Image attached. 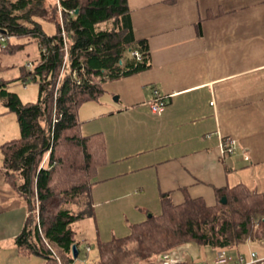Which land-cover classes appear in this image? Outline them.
Returning a JSON list of instances; mask_svg holds the SVG:
<instances>
[{
	"label": "crops",
	"instance_id": "crops-1",
	"mask_svg": "<svg viewBox=\"0 0 264 264\" xmlns=\"http://www.w3.org/2000/svg\"><path fill=\"white\" fill-rule=\"evenodd\" d=\"M126 2L150 68L104 83L99 101L79 111L82 136L101 134L106 146L92 189L101 242L127 237L147 212L159 215L163 194L175 205L189 197L214 206L217 190L241 185L264 193V0ZM155 97L166 101L159 116L150 109ZM10 117L14 130L16 118L0 109V119ZM6 135L3 129L0 146ZM221 139L237 143L226 159ZM27 214L0 172V264H43L14 247Z\"/></svg>",
	"mask_w": 264,
	"mask_h": 264
},
{
	"label": "trees",
	"instance_id": "trees-1",
	"mask_svg": "<svg viewBox=\"0 0 264 264\" xmlns=\"http://www.w3.org/2000/svg\"><path fill=\"white\" fill-rule=\"evenodd\" d=\"M58 5L60 11L45 0H0V54L30 44L38 50L31 70L22 66L16 79H0V105L15 115L19 128L18 139L0 146V172L28 213L13 241L17 253L43 264H75L81 254L75 226L95 219L92 189L106 163L103 136H82L79 110L99 101L104 83L143 72L150 60L145 40L133 35L126 0H59ZM45 23L53 24L54 33L44 32ZM64 42L70 72L64 71L56 91ZM17 81L37 85L36 102L22 104L9 91ZM216 197L214 206L189 197L175 205L169 194L161 195L159 215L147 212L127 237L97 239V257L88 264H155L157 256L179 246L227 253L264 240V193L239 185L217 190Z\"/></svg>",
	"mask_w": 264,
	"mask_h": 264
},
{
	"label": "rangeland",
	"instance_id": "rangeland-1",
	"mask_svg": "<svg viewBox=\"0 0 264 264\" xmlns=\"http://www.w3.org/2000/svg\"><path fill=\"white\" fill-rule=\"evenodd\" d=\"M44 32L48 34H52L55 30L53 24L45 23L43 24ZM15 41V40H14ZM24 41H19V43ZM4 47V43L0 42V49ZM38 57V50L34 44H30L25 46L24 49L15 52L14 54H0V79L2 80H13L19 77L20 68L25 66L29 62H33ZM9 91L15 93L20 102L22 104L34 103L37 100L38 87L32 83H26L25 86L22 82H12L10 84ZM0 109H5L2 105H0ZM81 109V108H80ZM80 111V110H79ZM12 118H16L14 114L11 113ZM79 117V113H78ZM13 119H0V141H2L3 129H6V141L16 140L19 138V129L16 125V119H14V130H13ZM17 132H16V131ZM5 139V138H3ZM5 141V140H4ZM1 143V142H0ZM78 232V240L80 241V250L81 254L79 259L75 264H88L94 261L97 257L96 250V239L94 234V226L93 222L90 219L83 220L76 224L75 226ZM89 245L91 251L89 253H85V246ZM181 247V257L187 258L188 261L182 262L186 264H211L217 257V250L208 248V247H196L192 245H184ZM176 247V248H179ZM174 248L172 251H174ZM171 251V252H172ZM170 252V253H171ZM230 257L238 258L243 257L246 259H250L254 255L257 258L264 257V246L261 245L258 241H249L244 245L239 246L236 249H232L227 252ZM161 256V255H159ZM157 256V258L159 257ZM86 257V258H85ZM32 260H35L36 257H31ZM155 260V264H159ZM36 264V263H33ZM180 264V263H178ZM236 264V263H235Z\"/></svg>",
	"mask_w": 264,
	"mask_h": 264
},
{
	"label": "built area",
	"instance_id": "built-area-1",
	"mask_svg": "<svg viewBox=\"0 0 264 264\" xmlns=\"http://www.w3.org/2000/svg\"><path fill=\"white\" fill-rule=\"evenodd\" d=\"M57 7H58V11H60V7L57 3ZM72 13V12H71ZM64 32L62 31V37H64ZM0 42H4L3 38L0 37ZM63 50H64V61H63V65H62V69L60 71L59 77L57 79L56 82V86H55V90L57 91V88L59 87L60 84V80H61V76L63 75L64 71L67 70V72H70V68H69V61H68V55H67V46L64 42V46H63ZM135 57L138 59L139 55L137 53L134 54ZM26 68L31 70L32 69V64L31 62H29L26 65ZM74 75V74H73ZM25 86V84H24ZM56 95V93H55ZM166 107V101L164 100V98L162 97H155L153 103L150 105V109L151 112L155 115H161L164 111ZM56 122L55 118H53L52 123L54 124ZM236 148H237V143L235 142V140L232 139H221L218 145V152L219 155L222 159H226L230 156H232L235 152H236ZM244 159L246 161L249 160V157L245 156ZM37 213V211H36ZM261 243L262 246H264V240L258 241ZM181 247L176 248L174 251H172L169 254H165V255H161L157 258V261L159 264H178V263H182L183 259L181 257ZM88 251V249H87ZM230 262V258L227 255L226 251L224 250H220L217 253V257L214 260L213 264H229ZM259 262L260 264H264V258H257L255 255L252 257V259H250L249 261H245L244 259H240L238 261V263L236 264H254Z\"/></svg>",
	"mask_w": 264,
	"mask_h": 264
},
{
	"label": "water",
	"instance_id": "water-1",
	"mask_svg": "<svg viewBox=\"0 0 264 264\" xmlns=\"http://www.w3.org/2000/svg\"><path fill=\"white\" fill-rule=\"evenodd\" d=\"M0 34H2V31H0ZM221 203L222 204H226V199L225 198H222L221 199ZM151 217V215H148V218H150ZM72 252H73V259H76V257H77V249H76V246H73L72 247Z\"/></svg>",
	"mask_w": 264,
	"mask_h": 264
}]
</instances>
